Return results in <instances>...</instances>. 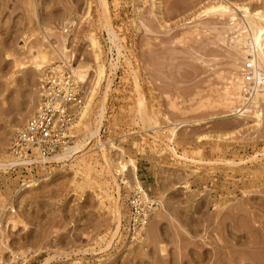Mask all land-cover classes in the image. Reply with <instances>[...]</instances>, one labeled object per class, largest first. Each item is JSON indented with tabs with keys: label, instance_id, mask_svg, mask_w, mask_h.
Masks as SVG:
<instances>
[{
	"label": "rangeland",
	"instance_id": "rangeland-1",
	"mask_svg": "<svg viewBox=\"0 0 264 264\" xmlns=\"http://www.w3.org/2000/svg\"><path fill=\"white\" fill-rule=\"evenodd\" d=\"M88 1L0 0V148L11 144L15 133L35 112L41 84L50 71L40 79L32 66L31 59L40 46L55 52L53 44L61 46L63 30L75 22V30L68 34L70 49L76 54L75 67L93 61L84 36L97 27L80 24ZM143 1L109 0L110 21L125 46L122 55L116 49L109 50L107 32L98 33L115 64L108 70L112 83L101 136L103 142L126 140L123 145L137 160L138 175L158 207L148 225L154 226L155 235L140 250L127 248L118 240L104 251L106 239L114 231L109 209L114 204L109 192L98 197L87 190L84 195L72 196L73 187L61 190L72 168H94L104 185L109 182L111 176L101 165L103 159L87 158L65 167L55 164L36 178L55 176L53 181L43 183L38 190L19 192L15 215H26L30 228L11 233V248H33L35 257L27 264H44L52 257L48 264H264V169L254 175L255 165L264 163V155L253 158L264 151V124L256 130L252 121L222 118L229 113L224 99L231 73H239L234 61L240 49L232 44L229 19L195 20V13L207 0H155L147 8ZM260 5L254 3L255 8ZM138 10L140 25L136 26ZM99 18V4L95 2L93 20ZM18 58L24 67H17ZM54 61L63 59L56 53ZM134 76L155 104L156 113L161 109L175 122L205 121L182 129L179 144L185 151L192 150L200 135L241 131L234 141L223 142L220 152L200 145L205 160L216 158L221 170L206 173L200 168L201 177L191 174V187H185L187 176L176 168L180 166L176 156L170 150L168 158L156 153L158 146L169 149L162 133L132 123ZM158 118L164 125L162 116ZM135 131H140V139L130 135ZM96 145L101 146L100 142ZM241 158L248 161L238 164L243 172L227 175L223 160L238 163ZM135 175L137 172L130 171L126 177L134 185ZM7 177L0 173V178ZM30 178L36 180L32 175ZM117 181L121 184L122 177ZM120 193L123 197V189ZM0 196L8 202L7 193L0 191ZM225 202L228 204L221 207ZM124 235L128 236L126 231Z\"/></svg>",
	"mask_w": 264,
	"mask_h": 264
},
{
	"label": "bare ground",
	"instance_id": "bare-ground-1",
	"mask_svg": "<svg viewBox=\"0 0 264 264\" xmlns=\"http://www.w3.org/2000/svg\"><path fill=\"white\" fill-rule=\"evenodd\" d=\"M95 2L99 4L100 9V18L96 21L93 20ZM150 2H155V0L143 1L145 8H147V5ZM254 3L261 5L255 8ZM139 13L140 10L135 13L134 22L136 26L140 25L138 17ZM82 15L84 16H82L80 24H87L88 27H93L92 25L95 24L97 27V30L95 31L89 29L84 36L85 43L89 44L93 61L90 62V65H79L75 70L80 81L88 86L89 93L75 126L76 138L74 144L64 150L63 153L56 154L49 160L57 166L63 165V167H65L70 163L72 164L79 161L78 159L85 161L87 158H91L100 161V158H102L103 162L100 163L111 176V178L108 179L109 182L104 185L99 173L94 168H72V174L67 182L65 181L61 184V190L65 192L66 189L73 187L74 191L71 194L72 196L77 193L84 195L87 190L98 197L109 192V195H111L110 197L112 198V203L114 204L109 208L112 211L114 231L110 238L106 239V245L103 248L104 251L112 248L118 240L124 243L127 248L134 246V248L140 250L152 240L155 235V229L153 225L148 228V222L144 227L136 229L135 233L130 232L128 227L123 230L124 217L127 218V225L128 221H130V215L127 213V208L128 212H130L127 200L129 194L124 198L122 197V194H120V190L126 189L128 193L131 189H140L144 195L145 202L151 207L152 213L156 211L158 207H155V201L150 198L138 175L139 168L137 166V160L123 145L126 140L111 139L108 142H103L101 136L102 128L106 120V107L112 83V79L108 78V70L109 66L113 69L115 64L108 58L104 49V43L98 33L100 31L107 32V40H109L111 45L109 47L110 51L116 49L118 54L122 55V49H124L125 46L123 45L122 38L116 31V27L110 21L109 0H89L86 10ZM203 18H228L230 29L233 32L231 38L232 44L240 49L239 54L234 61V67L239 70V73H231L224 99V106L229 109V113L225 114L222 118H236L252 121V129L259 130L264 124V92L257 95L252 101H248L245 98V79L242 73L244 65H242V62L244 63L249 59L255 60L264 75V3H261L260 0H257L256 2L207 0L200 5L194 16L195 20ZM75 24L77 23L74 22L71 26ZM32 36H30V38ZM48 39L49 42H51L49 36ZM29 41L30 40H27L24 46H26ZM53 46L56 48L55 52H50L46 47L40 46L31 59L32 66H34L40 79L48 72V70H53L55 68V65L57 64V62L54 61L56 53L60 55L63 60H76V54L72 53V50L70 49V37H68V35L65 34V36H63L61 46L58 44H53ZM15 63L17 64V67H24L26 65L23 60L19 58L15 60ZM134 81L136 94L134 95L132 123L140 129H143V127H150L157 134L162 133L164 138L169 142V149L167 151L165 148L158 146L155 147L156 153L162 155V157L168 158V152L170 150V152L176 156L180 166L173 167L179 168L180 171L186 174L187 180L185 181V187L188 189L191 187V174L201 177L203 173H201L200 168H203L206 173V170H221V168L217 166L218 160L216 158H208L205 160L200 145L213 147V150L215 149L217 152H220L219 148L221 144L223 142L234 141L241 131H228L216 135H200L197 137V143L193 145L192 150L187 152L179 144L182 129L184 127L200 126L205 124V121L196 120L192 122H175L166 112H162L161 109L159 111L160 114L156 113L155 104L150 102L151 100H148L146 91L140 86L137 76H134ZM145 82L148 83L147 79H145ZM29 116L30 115L26 117L25 121ZM159 116H162L164 119V125L160 122V119L158 118ZM14 128H16V125L13 126V129ZM139 133L140 131H135L130 135L136 134L135 137L140 139L141 135H139ZM97 142H100L101 146L96 145ZM9 148V143H7L6 147L0 148V173L2 172V174H6L7 169H10V166L12 165L11 163L8 164L9 159H7L9 156ZM263 155L264 151L263 153H258L253 158L255 160ZM116 156H118V158H115ZM223 161L227 163L226 167L222 168L227 175L242 173L244 168L238 166V164L248 163L244 158H241L238 163L236 160L229 159H224ZM203 165L205 166L202 167ZM263 169L264 163L255 165L254 175L262 174L261 171H263ZM130 171L137 172V175H135L137 176L135 185L130 180L126 179L127 174ZM53 177H48L39 181L37 179L32 180V183L27 189L38 190L43 183L53 181ZM118 177H122V181L126 184V187H122V183L120 184L117 181ZM116 189H118L119 196L116 195ZM161 203L163 204V201H161ZM227 204L228 202H225L221 204V207H225ZM7 206L5 198L0 196V207L2 209H7ZM8 226L14 233L18 232L20 228L25 230L30 228L27 223V217L22 212H18L17 215H8ZM125 231L128 236L124 235ZM10 245L12 246L11 241ZM28 248L33 250L31 247ZM94 254H98L96 250H94ZM34 257V254L29 257L26 260V264ZM52 258L48 259L44 264H48Z\"/></svg>",
	"mask_w": 264,
	"mask_h": 264
},
{
	"label": "built area",
	"instance_id": "built-area-1",
	"mask_svg": "<svg viewBox=\"0 0 264 264\" xmlns=\"http://www.w3.org/2000/svg\"><path fill=\"white\" fill-rule=\"evenodd\" d=\"M76 25L64 29V34H72ZM75 61L63 60L55 65L44 78L34 114L19 129L9 148V172L7 179L0 178V191L7 193V209L0 208V264H25L34 254L30 248L13 249L10 245L12 231L8 226V215L17 212L16 198L19 192L32 183L38 174L51 168L55 163L49 159L63 153L74 144L75 126L87 101L88 86L76 75ZM82 61V59H81ZM245 79V98L252 101L264 92V75L253 59L245 62L242 70ZM11 178V179H10ZM12 180H18L13 183ZM123 187L126 184L122 181ZM123 197H128L130 232L144 227L150 220L152 209L144 200L140 189H123ZM121 194V193H120ZM116 195L119 193L116 191ZM12 242V241H11Z\"/></svg>",
	"mask_w": 264,
	"mask_h": 264
}]
</instances>
